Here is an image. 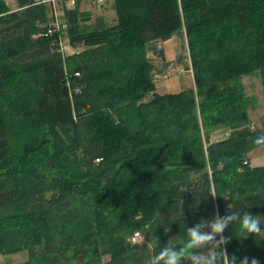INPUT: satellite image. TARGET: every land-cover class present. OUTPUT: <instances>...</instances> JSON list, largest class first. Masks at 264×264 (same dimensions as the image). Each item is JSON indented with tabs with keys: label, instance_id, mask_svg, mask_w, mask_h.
Returning a JSON list of instances; mask_svg holds the SVG:
<instances>
[{
	"label": "trees",
	"instance_id": "trees-1",
	"mask_svg": "<svg viewBox=\"0 0 264 264\" xmlns=\"http://www.w3.org/2000/svg\"><path fill=\"white\" fill-rule=\"evenodd\" d=\"M15 1L0 0V254L149 264L217 210L264 230V166L249 157L264 132L242 85L259 72L264 88V0H112L114 24L81 9L98 0ZM180 31L194 86L157 92L148 44ZM223 235L235 264H264V237L238 222Z\"/></svg>",
	"mask_w": 264,
	"mask_h": 264
},
{
	"label": "clouds",
	"instance_id": "clouds-1",
	"mask_svg": "<svg viewBox=\"0 0 264 264\" xmlns=\"http://www.w3.org/2000/svg\"><path fill=\"white\" fill-rule=\"evenodd\" d=\"M256 144H264V135L255 140ZM180 193L189 191L187 185L180 184L177 188ZM230 209V206H228ZM238 222L242 238L248 234L264 237V230L261 229V219L253 216L248 211L230 210L226 215L220 216L219 211L213 213L211 220L201 218L194 226L186 229L187 237L185 243L178 246L173 243L172 238L154 254L149 264H235L236 257H228L226 245L230 237L223 235L230 225ZM219 236V239H217ZM241 264H249V258L244 257ZM251 264H258L256 258L251 259Z\"/></svg>",
	"mask_w": 264,
	"mask_h": 264
},
{
	"label": "rangeland",
	"instance_id": "rangeland-1",
	"mask_svg": "<svg viewBox=\"0 0 264 264\" xmlns=\"http://www.w3.org/2000/svg\"><path fill=\"white\" fill-rule=\"evenodd\" d=\"M7 4L12 7L16 8V1L15 0H6ZM103 2L98 6H94L91 2L85 1L82 5L83 10L91 11L93 17H104L107 20L108 24H114L116 21V13L111 8L110 2L112 0H102ZM56 15L59 23H62V12L59 6H56ZM63 44V51L67 55H72L77 52L80 48L73 49L69 41L66 37L62 39ZM173 54V51L170 52ZM169 53V54H170ZM167 55V58L169 57ZM173 58V57H172ZM175 78L177 77L176 81L179 82L180 86H174L173 89H166V88H159L160 93H167V92H177L181 90L185 85L182 83L186 80L187 83H191L192 76H187L185 71H181L179 74L174 75ZM174 76L171 77L170 80H173ZM169 83V88L171 87V81ZM243 85V92L247 98V109L250 115V127L252 130H260L264 132V88H263V77L258 72L254 73L253 75L244 77L242 79ZM160 87V85L158 84ZM157 86V87H158ZM230 127H220L212 132L211 140L212 141H219L227 138L231 133ZM251 159L252 166H264V145H261L254 149L251 154L249 155ZM29 259V255L27 251H22L16 254L11 255H3L0 254V264H18Z\"/></svg>",
	"mask_w": 264,
	"mask_h": 264
},
{
	"label": "crops",
	"instance_id": "crops-1",
	"mask_svg": "<svg viewBox=\"0 0 264 264\" xmlns=\"http://www.w3.org/2000/svg\"><path fill=\"white\" fill-rule=\"evenodd\" d=\"M160 50H164V57L156 55V52ZM172 51L173 54L170 53ZM168 54L171 59L167 58ZM148 59L154 66L153 81L157 83V86L158 84L160 85L157 88V92L162 88L173 89L174 86H180L179 82L176 81L177 77L175 78L174 75L179 74L181 71H185L187 76H192L190 84L186 82L187 79L182 83V85H185L182 89L194 86L187 36L184 31L175 33L168 41L155 40L149 43ZM172 76L174 78L170 80ZM169 81L172 82L170 88Z\"/></svg>",
	"mask_w": 264,
	"mask_h": 264
},
{
	"label": "built area",
	"instance_id": "built-area-1",
	"mask_svg": "<svg viewBox=\"0 0 264 264\" xmlns=\"http://www.w3.org/2000/svg\"><path fill=\"white\" fill-rule=\"evenodd\" d=\"M44 2H52V3H55L56 0H43ZM103 1L102 0H98V3H102ZM141 239V235L140 233H135L134 236L132 237V241L135 243V242H139Z\"/></svg>",
	"mask_w": 264,
	"mask_h": 264
}]
</instances>
